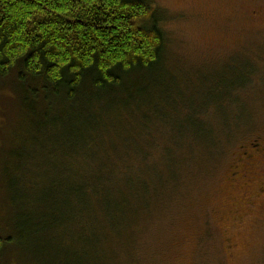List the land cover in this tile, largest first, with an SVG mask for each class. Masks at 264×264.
Returning <instances> with one entry per match:
<instances>
[{
	"label": "rangeland",
	"instance_id": "rangeland-1",
	"mask_svg": "<svg viewBox=\"0 0 264 264\" xmlns=\"http://www.w3.org/2000/svg\"><path fill=\"white\" fill-rule=\"evenodd\" d=\"M146 1L162 18L164 59L132 81L145 105L116 115L120 140L95 156L61 157L66 145L49 132L34 140L15 75L0 81V264H264V153L245 156L264 149V0ZM146 143L157 146L153 161L135 155L131 175L163 182L148 185L149 210L133 222H81L73 199L75 222L50 221L65 201L60 179ZM179 162L188 169L177 172Z\"/></svg>",
	"mask_w": 264,
	"mask_h": 264
},
{
	"label": "trees",
	"instance_id": "trees-1",
	"mask_svg": "<svg viewBox=\"0 0 264 264\" xmlns=\"http://www.w3.org/2000/svg\"><path fill=\"white\" fill-rule=\"evenodd\" d=\"M161 19L146 0H0V81L15 75L18 109L34 119V140L49 132L52 142H64L67 150L61 157L69 159L95 156L108 139H119L113 133L114 123L121 122L116 115L132 104L145 105L146 90L132 81L160 71L166 41ZM151 86L161 89L158 83ZM156 148L149 143L140 154L134 148H115L112 155L95 161L94 170L89 161L79 177L60 179L65 201H54L56 218L50 216V221L75 222L74 199L82 209L81 222L92 217L133 222L149 210L148 185L163 184H152L151 179L147 184L131 175L135 155L150 163V149ZM187 169L180 165L177 172Z\"/></svg>",
	"mask_w": 264,
	"mask_h": 264
},
{
	"label": "flooded vegetation",
	"instance_id": "flooded-vegetation-1",
	"mask_svg": "<svg viewBox=\"0 0 264 264\" xmlns=\"http://www.w3.org/2000/svg\"><path fill=\"white\" fill-rule=\"evenodd\" d=\"M263 154L264 153V149H262V147L257 143L255 145H253L251 147V150L248 154H246V158L250 159L251 158V154Z\"/></svg>",
	"mask_w": 264,
	"mask_h": 264
}]
</instances>
